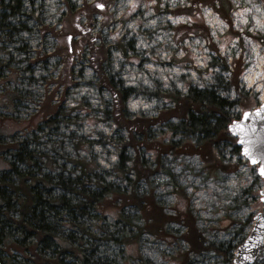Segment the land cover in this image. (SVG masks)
I'll return each mask as SVG.
<instances>
[{
	"label": "rangeland",
	"instance_id": "374dc122",
	"mask_svg": "<svg viewBox=\"0 0 264 264\" xmlns=\"http://www.w3.org/2000/svg\"><path fill=\"white\" fill-rule=\"evenodd\" d=\"M191 1L0 0V16L8 18L0 34V135L39 149L55 173L61 164L69 171L86 164L105 181L129 188L132 183L121 182L124 168L118 166L128 134L109 115V83L127 96L129 118L147 121L153 142L180 141L170 131L173 120L165 111L172 105L163 94L211 86L234 102L227 110L230 123L255 110L264 103V2L236 0L231 27L207 7L193 5L192 17L209 29V38L200 39L175 30L189 20ZM15 4L12 16L8 7ZM68 6L74 19L66 16ZM170 26L176 28L169 32ZM73 27L86 31L84 38L97 51L89 55L75 45L82 38L72 36ZM225 60L239 74L229 91L214 80ZM227 136L214 149L222 169L210 173L197 155L160 158L150 184H139L152 191L149 204L156 203L160 214L152 219L132 206L124 209L141 217L138 227L151 229L132 244L112 241L121 201L108 200L99 215L93 213L88 224L96 230L92 237H104L99 241L104 252L118 264H232L233 255L225 258L210 249L190 253L178 221L191 217L186 221L194 223L205 246L230 244L236 250L249 236L254 216L264 211L259 195L264 178L243 158L237 139ZM123 154L156 165L155 152L143 147Z\"/></svg>",
	"mask_w": 264,
	"mask_h": 264
},
{
	"label": "trees",
	"instance_id": "16d2710c",
	"mask_svg": "<svg viewBox=\"0 0 264 264\" xmlns=\"http://www.w3.org/2000/svg\"><path fill=\"white\" fill-rule=\"evenodd\" d=\"M193 5L207 7L230 27L232 13L237 9L236 0H192L191 8L185 12L189 20L182 26H177L180 29L168 27L169 32L175 29L184 37L195 35L200 39L209 38V29L201 18L196 14L192 17ZM8 9L12 16L17 12L16 4ZM74 13L73 7L68 6L66 16L74 19ZM0 17L2 34L6 31L5 23L8 18H4V15ZM87 20L92 21V17L87 16ZM77 33L82 40L75 45L78 47L83 45L89 50V55L97 51L94 45L84 38L86 31L84 34L80 27L74 31L73 27L72 36H77ZM222 68L214 80L218 83L220 81L225 91H229L233 85L232 81L237 82L239 74L234 72V69L229 70L226 60ZM223 73L228 75L223 77ZM107 86L113 100L109 115L115 126L128 134V143H124L118 153L120 159L118 166L124 168L121 182L132 184L129 188H122L114 181H105L86 164L71 171L65 164H61L59 167L61 170L55 173L52 162H49L48 157L39 149L29 145L25 140L6 142L8 140L0 135L1 264H118L111 255L104 252L99 242L104 237L96 239L92 237L96 230L94 231L88 224L93 213L99 215L106 201L113 199L123 204L118 211L116 222L118 230L114 236L111 235L112 241L118 246L132 244L144 231L151 230L149 227H138L140 216L145 214L155 219L156 215L160 214L156 203L149 204L151 197L148 196L152 191L148 188L141 189L139 184L142 182L150 184L162 156L197 155L205 163L208 173L217 167L222 169L214 149L222 140L229 139L227 125L230 119L227 110L233 106V101L223 97L211 86L188 87L183 93L161 95V98L167 99L172 105L165 111L168 114L167 118L173 120L169 125L170 131L174 136L180 137V141L161 143L148 139L145 129L147 121L129 118L126 112L127 96L115 90L112 84L109 83ZM195 135L197 141L193 143L192 138ZM142 147L148 152H155L156 168L147 165L141 156L129 160L124 157L125 150L130 148L136 151ZM128 162L131 164L129 167L125 165ZM173 187L177 188L178 185ZM131 206L140 216L124 212L125 208ZM186 219L179 218L178 221L184 224L183 240L189 245L190 253L200 254L210 249L225 258L233 255L236 247L230 244L226 248L222 245L205 246L195 231L194 223L188 224ZM162 227L156 226L154 230Z\"/></svg>",
	"mask_w": 264,
	"mask_h": 264
},
{
	"label": "water",
	"instance_id": "95a60500",
	"mask_svg": "<svg viewBox=\"0 0 264 264\" xmlns=\"http://www.w3.org/2000/svg\"><path fill=\"white\" fill-rule=\"evenodd\" d=\"M262 106H264V103L254 111H245L244 114L248 113V116L245 118L243 115L240 120L233 121L228 125V134H230L231 137L237 138L236 145L241 149L243 158L248 160L250 165L258 166V174L264 177L259 171L260 161L264 159V109H262ZM258 111L260 113L259 115H257ZM234 122L239 123L247 131V135L244 136L243 139L250 142L249 146L257 160L256 164L251 163L250 160L244 156L243 149L245 145L239 142L241 137L238 134H234L231 130ZM259 195H261L260 201L264 202V187L259 192ZM233 254L232 264H252L256 260H264V211L254 216V224L249 236L238 246Z\"/></svg>",
	"mask_w": 264,
	"mask_h": 264
},
{
	"label": "snow or ice",
	"instance_id": "6c2138e0",
	"mask_svg": "<svg viewBox=\"0 0 264 264\" xmlns=\"http://www.w3.org/2000/svg\"><path fill=\"white\" fill-rule=\"evenodd\" d=\"M97 7H103L102 5H97ZM262 109H264V106H262ZM259 111L257 112V115H259ZM245 118L248 116V113L244 114ZM231 130L233 131L234 134H238L241 139H240V143L245 145L244 149H243V154L245 157H247L251 163L256 164L257 160L255 159L254 153L251 151V148L249 146V141L243 139L244 136L247 135V131L239 124L234 122ZM260 174L264 175V159H261L260 161V168H259Z\"/></svg>",
	"mask_w": 264,
	"mask_h": 264
}]
</instances>
